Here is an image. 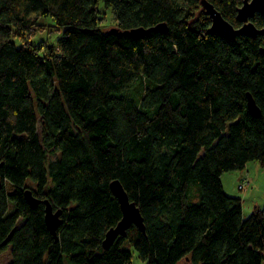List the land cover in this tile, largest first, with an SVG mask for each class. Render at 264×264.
I'll return each mask as SVG.
<instances>
[{
  "label": "trees",
  "instance_id": "trees-1",
  "mask_svg": "<svg viewBox=\"0 0 264 264\" xmlns=\"http://www.w3.org/2000/svg\"><path fill=\"white\" fill-rule=\"evenodd\" d=\"M207 1L241 28L243 0ZM43 18L62 32L56 46L23 41ZM252 23L264 29V16ZM158 25L166 31L141 38L113 31ZM211 26L201 0H0V254L10 264H133L131 247L145 264H264V208L244 216L222 184L264 166V36ZM117 180L145 230L132 225L105 249L123 218ZM47 202L63 213L57 236Z\"/></svg>",
  "mask_w": 264,
  "mask_h": 264
},
{
  "label": "water",
  "instance_id": "water-1",
  "mask_svg": "<svg viewBox=\"0 0 264 264\" xmlns=\"http://www.w3.org/2000/svg\"><path fill=\"white\" fill-rule=\"evenodd\" d=\"M201 6L206 16L211 17L212 26L211 31L213 33H218L224 35L229 39H233L238 36H247L249 38L256 39L257 36H264V29L260 30L257 26H254L252 19L255 14H260L264 16V0H243V7L238 10V22L241 24V28H236L232 26L224 17L217 11L215 6L209 3L207 0H201ZM166 25H158L151 29H133L132 31L117 32L113 30L119 36H127L130 38H141L144 35L155 32V31H166ZM248 105L249 111L253 116H260V108H258L251 94H248ZM1 186V182H0ZM114 196L119 199L121 210L123 212V218L119 223L118 227L108 231L106 240L104 241V248L109 249L114 243V241L122 236H126V231L130 229L132 225H136L138 229L142 232L145 230V223L141 214L140 209L137 205L132 202L125 188H123L119 180L111 184ZM26 198L28 203L33 207L38 206L40 203L33 196V193L27 191ZM46 223L51 231L52 235H56L58 228L62 225L61 217L63 215L62 211L54 212L53 206L47 202L46 208ZM14 233V232H13ZM6 241V244L11 240V236Z\"/></svg>",
  "mask_w": 264,
  "mask_h": 264
},
{
  "label": "rangeland",
  "instance_id": "rangeland-1",
  "mask_svg": "<svg viewBox=\"0 0 264 264\" xmlns=\"http://www.w3.org/2000/svg\"><path fill=\"white\" fill-rule=\"evenodd\" d=\"M101 11H103L102 16L105 18L104 25L107 27L105 29L108 30L114 28L115 22L112 11L105 10L103 7ZM41 24L45 26L39 27L36 31L31 32V34L25 35L23 41H30L32 44L39 47L41 46L42 48L49 45L56 46L58 40L62 37V32L57 31L55 28L56 24H54V21L51 18H43ZM242 173L244 174V177L241 181L239 182L238 179L235 180V177L238 178ZM222 182L225 184L227 195L242 199L244 216L249 217L255 207L260 209L264 208V166L260 165L258 162H250V164L247 165V169L244 171L229 172L228 174H225L222 177ZM241 186H245V188L243 189ZM129 249L133 254V264H145L132 247ZM10 261V251L0 254V264H10ZM179 263L190 264L185 260Z\"/></svg>",
  "mask_w": 264,
  "mask_h": 264
},
{
  "label": "crops",
  "instance_id": "crops-1",
  "mask_svg": "<svg viewBox=\"0 0 264 264\" xmlns=\"http://www.w3.org/2000/svg\"><path fill=\"white\" fill-rule=\"evenodd\" d=\"M246 169H247V167H246ZM247 175H249V174H247ZM247 175H245V176H247ZM244 177V174L242 173L241 174V176H238V178L237 177H235V180H237L238 179V181L240 182L241 181V179ZM222 184H223V182H222ZM240 184V183H239ZM224 185V189H225V192H226V188H225V184H223ZM234 191H235V189H234ZM227 194V193H226ZM257 207H255V209H256Z\"/></svg>",
  "mask_w": 264,
  "mask_h": 264
},
{
  "label": "built area",
  "instance_id": "built-area-1",
  "mask_svg": "<svg viewBox=\"0 0 264 264\" xmlns=\"http://www.w3.org/2000/svg\"><path fill=\"white\" fill-rule=\"evenodd\" d=\"M241 188H243V189H244V188H245V186H241Z\"/></svg>",
  "mask_w": 264,
  "mask_h": 264
}]
</instances>
